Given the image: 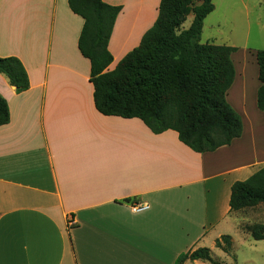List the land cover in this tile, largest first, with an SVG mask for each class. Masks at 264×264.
Masks as SVG:
<instances>
[{"label": "crops", "instance_id": "crops-1", "mask_svg": "<svg viewBox=\"0 0 264 264\" xmlns=\"http://www.w3.org/2000/svg\"><path fill=\"white\" fill-rule=\"evenodd\" d=\"M102 1L122 8L108 43L111 71L153 25L160 0ZM238 2L246 17L264 14V0ZM260 18L255 25L264 33ZM82 26L67 0H0V57L18 58L29 80L17 93L0 74L10 114L0 126V264H174L204 246L221 264L231 255L215 241L232 234L226 220L239 214L229 211L231 186L264 166L259 50L246 47L249 30L243 46L229 45L237 51L226 100L242 134L196 153L173 130L153 134L137 118L95 109L90 63L78 50ZM245 211L242 222L251 225L256 219ZM234 224L233 232L248 234Z\"/></svg>", "mask_w": 264, "mask_h": 264}, {"label": "trees", "instance_id": "trees-1", "mask_svg": "<svg viewBox=\"0 0 264 264\" xmlns=\"http://www.w3.org/2000/svg\"><path fill=\"white\" fill-rule=\"evenodd\" d=\"M83 19L78 50L90 63L95 109L104 116L141 120L153 134L173 130L185 146L209 153L242 134V120L226 100L234 80L231 54L235 47L200 43L205 18L214 10L212 0H160L157 18L137 47L111 71L108 50L121 6L102 0H67ZM192 14L187 29L182 25ZM258 81L256 105L264 112V50L256 52ZM0 74L17 93L29 88L26 70L16 57H0ZM7 102L0 96V126L8 124ZM264 204V166L244 181L232 184L229 211L240 212ZM253 240H264V225L241 228ZM215 247L230 255L232 239L223 235ZM212 259L211 250L198 248L180 254L174 264Z\"/></svg>", "mask_w": 264, "mask_h": 264}, {"label": "rangeland", "instance_id": "rangeland-1", "mask_svg": "<svg viewBox=\"0 0 264 264\" xmlns=\"http://www.w3.org/2000/svg\"><path fill=\"white\" fill-rule=\"evenodd\" d=\"M234 0H215L216 10L212 11L204 20L203 28L200 35V43L206 42L216 45H236L243 46L246 32L249 30V41L247 42L248 48L264 50V33L257 31L256 22L257 18L264 23V14L258 16L257 11H250L248 16L241 10L240 2H233ZM149 16L146 18L148 22ZM191 21V16H188L183 24V27H188ZM146 24V23H145ZM145 26V25H143ZM251 63V62H250ZM249 72L253 73L252 65L249 68ZM252 76V75H251ZM241 212V211H240ZM239 214H232L228 217L226 222L228 229L225 231H232L225 234L232 239L231 257L222 259L221 264H264V240L255 241L248 234L240 231H234L230 228L235 226V222L239 223L238 227L241 228L245 225H249V222H242V217ZM246 219L253 218L256 221H250V224H263L259 221L260 218H264V210L255 214H250L249 211H245L242 214ZM241 222V223H240ZM242 231V230H241ZM208 243V242H206ZM182 244L176 243V249L180 248ZM206 246H204L205 248ZM206 248L209 249L207 246ZM213 251V250H212ZM211 251V252H212ZM216 255L215 251H213ZM212 255V258L214 255ZM184 264H194L186 261ZM207 264V263H202ZM211 264V263H210Z\"/></svg>", "mask_w": 264, "mask_h": 264}, {"label": "built area", "instance_id": "built-area-1", "mask_svg": "<svg viewBox=\"0 0 264 264\" xmlns=\"http://www.w3.org/2000/svg\"><path fill=\"white\" fill-rule=\"evenodd\" d=\"M145 208H146V206L144 205V206H134L132 209H133V211L137 212V211H141Z\"/></svg>", "mask_w": 264, "mask_h": 264}]
</instances>
